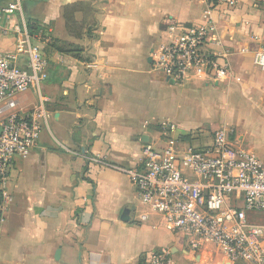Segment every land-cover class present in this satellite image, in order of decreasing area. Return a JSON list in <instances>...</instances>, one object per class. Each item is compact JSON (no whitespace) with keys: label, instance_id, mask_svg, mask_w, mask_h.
Segmentation results:
<instances>
[{"label":"crops","instance_id":"obj_1","mask_svg":"<svg viewBox=\"0 0 264 264\" xmlns=\"http://www.w3.org/2000/svg\"><path fill=\"white\" fill-rule=\"evenodd\" d=\"M75 4L82 7L76 21L86 24L81 38L65 19ZM205 7L198 0H22L5 21L11 33L0 34V51L13 48L17 26L43 36L36 43L49 64V119L30 156L11 164V201L0 205V264H146L154 250L182 252L129 176L88 162L100 156L138 168L146 144L163 141L164 121L196 148L233 128L236 145L264 162V72L253 62L264 47V0L215 12L219 42H209L208 52L229 65L228 79L177 84L153 68V57L177 34L166 32L169 24H203ZM62 43L79 49L62 52ZM37 101L29 92L19 107L30 111ZM126 208L130 222L121 220Z\"/></svg>","mask_w":264,"mask_h":264},{"label":"built area","instance_id":"obj_2","mask_svg":"<svg viewBox=\"0 0 264 264\" xmlns=\"http://www.w3.org/2000/svg\"><path fill=\"white\" fill-rule=\"evenodd\" d=\"M204 4V22L199 25L169 24L166 32L174 40L153 57V68L170 80L183 84L190 77H230L229 65H222L208 52L209 42H219L217 8L237 9L242 0H198ZM0 0V34L10 35L6 24L22 0L6 6ZM14 46L0 51V191L7 195L10 167L14 159H27L38 146L41 131L48 125V98L43 94L48 79V60L27 26L15 27ZM218 44V43H217ZM254 66L264 72V47ZM29 92L36 106L19 107L21 95ZM163 141L146 144L138 168L126 170L109 165L100 156L89 163L120 171L135 185L141 203L161 217L164 227L181 240L182 252L193 254L213 248L222 264H264V224L256 219L264 214V162L254 153L240 148L233 140V128L214 134L212 142L192 147L178 135L170 121L160 125ZM142 216L141 220H147ZM185 249L186 251H184ZM169 248L148 254L146 264H174Z\"/></svg>","mask_w":264,"mask_h":264},{"label":"rangeland","instance_id":"obj_3","mask_svg":"<svg viewBox=\"0 0 264 264\" xmlns=\"http://www.w3.org/2000/svg\"><path fill=\"white\" fill-rule=\"evenodd\" d=\"M204 134L206 136L213 135L212 132L206 131H204ZM261 216L263 215H260L256 219V223L261 224L264 222V217ZM183 250L186 251L185 249ZM174 259V264H222L220 256L213 248H207L205 250L194 252L193 254H189V252H187V254L185 252H178L174 254Z\"/></svg>","mask_w":264,"mask_h":264},{"label":"trees","instance_id":"obj_4","mask_svg":"<svg viewBox=\"0 0 264 264\" xmlns=\"http://www.w3.org/2000/svg\"><path fill=\"white\" fill-rule=\"evenodd\" d=\"M82 8L80 7L79 4H75V5H71V6H67L65 8V19L67 21V29L75 36V37H79L81 38L83 31L85 29V22L83 23H78L75 19V14L79 11V9ZM91 24L96 25L95 21H92ZM29 32L31 35L36 36V35H40L39 30H32L31 28L29 29ZM92 30H89V33H91ZM43 39V36H42ZM59 48L61 49L62 52H71L73 51L72 49H70L69 45L66 44H61V46H59ZM79 48H77L76 50H74L75 52L78 51ZM73 51V52H74ZM3 203V195L2 192L0 191V205ZM0 221H1V213H0ZM148 257V256H147ZM140 264H144V261L141 260Z\"/></svg>","mask_w":264,"mask_h":264},{"label":"water","instance_id":"obj_5","mask_svg":"<svg viewBox=\"0 0 264 264\" xmlns=\"http://www.w3.org/2000/svg\"><path fill=\"white\" fill-rule=\"evenodd\" d=\"M121 220L123 222H130V220H131V210L129 208H126L124 210ZM57 256L59 257V252L57 253Z\"/></svg>","mask_w":264,"mask_h":264}]
</instances>
